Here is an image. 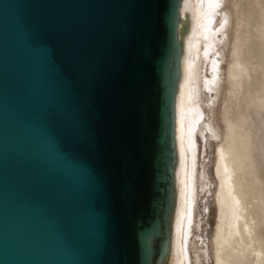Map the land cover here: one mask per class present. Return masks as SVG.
Instances as JSON below:
<instances>
[{"label": "water", "instance_id": "water-1", "mask_svg": "<svg viewBox=\"0 0 264 264\" xmlns=\"http://www.w3.org/2000/svg\"><path fill=\"white\" fill-rule=\"evenodd\" d=\"M181 0H0V264H163Z\"/></svg>", "mask_w": 264, "mask_h": 264}, {"label": "bare ground", "instance_id": "bare-ground-1", "mask_svg": "<svg viewBox=\"0 0 264 264\" xmlns=\"http://www.w3.org/2000/svg\"><path fill=\"white\" fill-rule=\"evenodd\" d=\"M223 1L180 2L177 29L180 53L174 94V205L163 264H193L188 241L194 222L198 133L203 137L210 133L220 141L215 149L213 170L217 182L215 234L211 238L214 264H264V238L259 232L264 220V213L262 217L259 213L264 212V197L255 195L251 182V143L249 131L245 128L248 116L240 111L234 119L228 111V102L232 98L238 99L245 91L250 93L245 90V83L252 78L255 66L248 61L244 51L237 0H231L228 14L219 13ZM223 19V26L216 29ZM232 22L228 67L223 70L224 55L218 46L228 40L225 29ZM223 85L227 92L220 120L225 128L220 132L214 119L206 120L204 105L212 111ZM251 102L245 100L246 108ZM201 181L203 189L207 188L204 171ZM193 242L194 239L192 245ZM198 263L201 264V258Z\"/></svg>", "mask_w": 264, "mask_h": 264}, {"label": "rangeland", "instance_id": "rangeland-1", "mask_svg": "<svg viewBox=\"0 0 264 264\" xmlns=\"http://www.w3.org/2000/svg\"><path fill=\"white\" fill-rule=\"evenodd\" d=\"M236 6L241 19V38L244 44V51L248 61L255 66V70L252 71V78L249 82L245 83V90H249L250 93L247 94L245 91V93L239 95L238 99L232 98L228 102V111L234 119L238 117L240 111H244L248 116L245 128L249 131L251 143V160L253 162L251 182L255 195L264 197V0H237ZM230 7L231 0H224L219 13L226 12L228 14L231 11ZM220 17L221 15L217 17L218 20H220ZM233 23H230L225 29L228 40L225 44H219L218 46V49L224 55V60L221 62L223 70H226L228 67V55L230 54L229 43H231L230 36L233 30ZM223 24L224 19L216 29L222 27ZM227 45L229 46L227 47ZM206 75L209 76V72L206 71ZM222 91L225 92L223 93ZM226 92L227 88L223 85L221 89L223 95L221 93V96L218 95L212 111L204 105L206 120L214 119V123L220 132L225 128V124L220 120V117ZM211 94L213 95V93ZM216 96L214 94V97ZM245 100L252 101L249 108H246ZM197 141L196 199L194 205V222L188 247L193 264H199L198 258H201V264H214L211 238L215 234L217 208L214 202V195L217 182L213 175V170L215 165V149L220 141L211 136L210 133L207 134V137H203L198 133ZM203 171L208 179V187L204 189L201 183V174ZM259 213L260 217H262L264 212ZM259 232L264 238V220L261 223ZM193 239L194 242L192 245Z\"/></svg>", "mask_w": 264, "mask_h": 264}]
</instances>
